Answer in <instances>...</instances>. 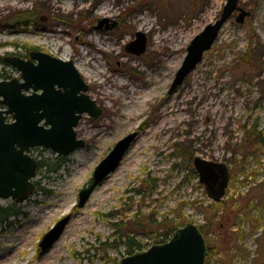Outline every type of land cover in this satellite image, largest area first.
Instances as JSON below:
<instances>
[{
    "label": "rangeland",
    "instance_id": "rangeland-1",
    "mask_svg": "<svg viewBox=\"0 0 264 264\" xmlns=\"http://www.w3.org/2000/svg\"><path fill=\"white\" fill-rule=\"evenodd\" d=\"M225 2L0 0V74L19 79L6 59L27 60L32 51L72 61L101 109L96 119L82 114L75 127L83 148L64 157L30 150L49 164L62 161L56 172L37 170L34 181L45 193L21 203L0 199L20 211L12 224H0V264H118L128 254L123 245L108 249L113 241L127 236L145 250L161 244L162 226L205 225L213 201L190 175L195 157L225 163L230 176L204 236L215 249L204 264H264V0H238L249 15L238 23L233 14L168 92L191 39ZM103 18L109 27L97 29ZM136 32L146 39L139 55L125 49ZM131 132L119 167L78 208L95 166ZM65 215L63 234L41 253L42 236ZM104 242L106 250H95Z\"/></svg>",
    "mask_w": 264,
    "mask_h": 264
},
{
    "label": "water",
    "instance_id": "water-1",
    "mask_svg": "<svg viewBox=\"0 0 264 264\" xmlns=\"http://www.w3.org/2000/svg\"><path fill=\"white\" fill-rule=\"evenodd\" d=\"M235 12L238 23L249 15L238 6V0H226L219 17L191 39L170 84V94L201 62L224 23ZM108 21L100 19L96 28ZM145 44V35L136 32L135 39L125 49L139 55L145 51ZM29 57L27 60L7 58L19 71L20 78L0 80V199H11L15 203L28 199L34 190L32 180L38 163L28 150L42 147L59 157L67 156L85 146L75 132L82 114L87 113L91 119L101 115V109L85 94L88 87L71 61L39 51H32ZM135 136L136 132H131L118 140L95 166L89 184L78 193V208L84 207L95 188L119 167ZM193 168L207 196L214 202L220 201L229 181L227 165L195 157ZM70 217L63 216L44 233L39 243L41 253L61 237ZM206 255L203 235L195 224L188 222L175 230L166 242L127 255L119 264H204Z\"/></svg>",
    "mask_w": 264,
    "mask_h": 264
},
{
    "label": "trees",
    "instance_id": "trees-1",
    "mask_svg": "<svg viewBox=\"0 0 264 264\" xmlns=\"http://www.w3.org/2000/svg\"><path fill=\"white\" fill-rule=\"evenodd\" d=\"M244 62L247 63V62H250V61L247 58H245ZM5 77H6V75L0 74V78H5ZM56 160L57 161L53 162L52 164H49V163H47L45 161H42V160H39L38 169L42 168V167H46L49 172H56L58 167H59L60 161H62V159L56 158ZM189 171H190V175L193 178L197 179V174L194 171V169L190 168ZM145 185L147 187H149V188L150 187L153 188V184L151 182L147 181V180L145 181ZM39 190L41 192H44V190L41 189V188H39ZM139 192L140 191H137V193H139ZM13 205L14 204L8 205V206H5V207L0 206V224L10 225V224H12V222L9 219L11 217H14V216H17V215L20 214L19 210H17V209L14 210L13 209ZM222 205H224L223 201H219L217 203H211L210 204L209 212L211 213V217L207 218V222H206L205 225H201V226L199 225L198 226V228H199V230H200V232H201V234L203 236H206L207 231L212 229V227H213V225L215 223L213 221V216H214V214L216 212H218V210L220 208H222ZM162 227L165 229V233L163 234L164 238L161 239V241H160L161 243L167 241L169 239V237L173 234V232L179 228V227L178 228H174L173 224H167L166 227H164V226H162ZM219 229L222 230L221 227H219ZM121 240H122V238L118 239V241H113V243L108 245L107 248L108 249L109 248L116 249L118 246L123 245V246H125L126 252H127L128 255L133 254V253H135L137 251H142L144 249L143 245L141 243H139V242L134 241L133 238H129V237L126 236L124 240H122V241ZM105 246H107V243H105V242L101 243L99 247L95 248V250H97V251L106 250ZM206 250H207V256H208L215 249H214V247H211L208 244V242H207Z\"/></svg>",
    "mask_w": 264,
    "mask_h": 264
},
{
    "label": "flooded vegetation",
    "instance_id": "flooded-vegetation-1",
    "mask_svg": "<svg viewBox=\"0 0 264 264\" xmlns=\"http://www.w3.org/2000/svg\"><path fill=\"white\" fill-rule=\"evenodd\" d=\"M235 14H237V12H235ZM234 14V15H235ZM114 23V25L116 24V22H113ZM104 24H106V28H108L109 26L107 25V23H104ZM103 27V25L100 27V28H97V29H101ZM33 148H38V147H33ZM39 148H42V147H39ZM32 148H30L29 150H28V154L31 156V157H33L31 154H30V150H31ZM36 160H37V163L39 164V160L36 158V157H34ZM37 170H38V165H37V169H36V175H37ZM35 178V177H34ZM33 181V184H34V190H33V193L34 192H37V191H40L39 190V186H38V183L36 182V181H34V179L32 180ZM229 183V182H228ZM227 186H228V184H227ZM204 187V186H203ZM204 190H205V188H204ZM32 193V194H33ZM31 194V195H32ZM30 197V196H29ZM13 202V201H12ZM15 203V202H14Z\"/></svg>",
    "mask_w": 264,
    "mask_h": 264
},
{
    "label": "bare ground",
    "instance_id": "bare-ground-1",
    "mask_svg": "<svg viewBox=\"0 0 264 264\" xmlns=\"http://www.w3.org/2000/svg\"><path fill=\"white\" fill-rule=\"evenodd\" d=\"M7 4V3H6ZM52 32H54V31H52ZM55 33V32H54ZM51 36H53V34L51 35ZM54 37V36H53ZM72 62V61H71ZM73 63V62H72ZM75 67V69L79 72V73H81V71L79 70V68L77 67V66H74ZM207 244V243H206Z\"/></svg>",
    "mask_w": 264,
    "mask_h": 264
}]
</instances>
